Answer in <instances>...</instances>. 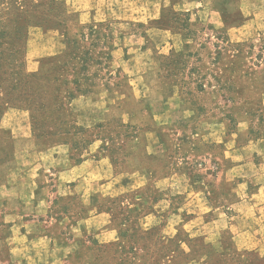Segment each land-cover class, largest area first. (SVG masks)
I'll list each match as a JSON object with an SVG mask.
<instances>
[{
	"label": "rangeland",
	"instance_id": "obj_1",
	"mask_svg": "<svg viewBox=\"0 0 264 264\" xmlns=\"http://www.w3.org/2000/svg\"><path fill=\"white\" fill-rule=\"evenodd\" d=\"M157 2L0 0V264H264L211 225L264 174V1Z\"/></svg>",
	"mask_w": 264,
	"mask_h": 264
},
{
	"label": "crops",
	"instance_id": "obj_2",
	"mask_svg": "<svg viewBox=\"0 0 264 264\" xmlns=\"http://www.w3.org/2000/svg\"><path fill=\"white\" fill-rule=\"evenodd\" d=\"M165 1L166 0H158L157 9L152 14L150 11V3H148L147 7L144 9L137 6H135V9L131 7L125 8L123 10V16L125 18L139 20L142 18H159L163 12V9H165ZM182 1L189 6H202L204 4L201 2V0ZM208 3L209 4L207 6L202 8L203 10L199 11L208 19V22L212 24L214 29H224L226 25L225 16L229 15L224 14L215 7L220 4L227 5L228 0H208ZM253 17L259 22L264 20V3L263 6H260V8L254 12ZM141 63H143L145 67L147 66V72L149 74H155L157 71L158 65L155 57L145 58L130 54L126 64L134 68L136 66L138 67ZM150 150L151 152H155V147H150ZM240 178L241 177H238V179ZM241 184L242 182L239 181L237 188L233 189L232 191L237 192V198L233 202L227 203L228 208L232 210L233 213H235L238 224L234 225L231 221V217L226 214H221L212 220L211 225L213 224V227L215 230H217V232L230 230L232 233V238L240 248L249 250L256 249L260 247L262 243H264V174L257 178L254 189L255 192L251 196H248L242 192ZM34 242L37 247L46 246L45 241H43L41 238H36Z\"/></svg>",
	"mask_w": 264,
	"mask_h": 264
},
{
	"label": "trees",
	"instance_id": "obj_3",
	"mask_svg": "<svg viewBox=\"0 0 264 264\" xmlns=\"http://www.w3.org/2000/svg\"><path fill=\"white\" fill-rule=\"evenodd\" d=\"M121 127H126V126H123V125H120Z\"/></svg>",
	"mask_w": 264,
	"mask_h": 264
}]
</instances>
